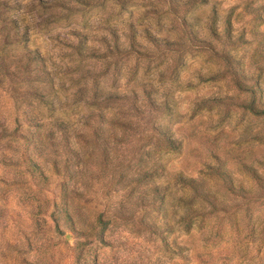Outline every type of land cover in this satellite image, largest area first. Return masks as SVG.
Returning <instances> with one entry per match:
<instances>
[{"label": "rangeland", "instance_id": "obj_1", "mask_svg": "<svg viewBox=\"0 0 264 264\" xmlns=\"http://www.w3.org/2000/svg\"><path fill=\"white\" fill-rule=\"evenodd\" d=\"M252 104L264 0H0V264H264ZM62 202L104 242L78 248Z\"/></svg>", "mask_w": 264, "mask_h": 264}, {"label": "trees", "instance_id": "obj_2", "mask_svg": "<svg viewBox=\"0 0 264 264\" xmlns=\"http://www.w3.org/2000/svg\"><path fill=\"white\" fill-rule=\"evenodd\" d=\"M154 45L160 49V50H169L171 49V46L174 45V43H163L158 41H154ZM229 58V57H228ZM228 62H231V60L228 59ZM231 64V63H230ZM234 79L237 82V85L242 86L246 90L254 91V86L247 84V76L238 70L234 69L233 71ZM252 110L255 112H261L264 113V109L262 111H259L258 107L256 105H251ZM59 129L65 132V128L61 125V123L58 125ZM41 137H39V134L32 133L28 136H26L27 141L29 144H35V147L38 148L39 145L37 142L39 141ZM42 143V141H40ZM172 143V141H168ZM34 148V147H33ZM33 151V150H32ZM32 151H30L28 154L26 153V157L28 160V168L31 173V176L34 179H37L38 181H46L48 180V176L45 174L44 170L42 169L41 165L38 161H36L32 156ZM182 182L190 186L192 190L194 191L197 198H200L201 200H205L207 202H210L211 204L214 203V198L210 196L211 193H209L207 190L202 188L200 182L194 180V179H182ZM228 186H232L231 183H228ZM234 188V187H231ZM60 210V217L65 222L66 226L69 228V230L74 235V241L78 248H84L87 244H89L93 239H97L99 242H104V232L107 229V223L108 221L104 220L101 217H98L96 219L95 223H88L85 224V227L80 226L76 227L75 220L70 212L68 203L62 202L60 206H57V209ZM94 264V263H93Z\"/></svg>", "mask_w": 264, "mask_h": 264}]
</instances>
